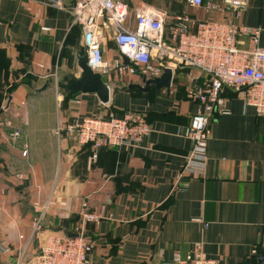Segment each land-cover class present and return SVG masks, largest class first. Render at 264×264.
<instances>
[{"label":"crops","instance_id":"obj_1","mask_svg":"<svg viewBox=\"0 0 264 264\" xmlns=\"http://www.w3.org/2000/svg\"><path fill=\"white\" fill-rule=\"evenodd\" d=\"M52 1L0 0V51L19 73L15 83L0 85V108L12 97L5 118L22 132L16 146L0 140V243L11 249L0 252V264L39 253L42 234L33 220L40 213L45 233L79 229L93 242L89 264H161L198 251L219 264H259L251 251L264 247V116L245 105L242 90L225 88L210 122L205 174L183 175L192 148L184 132L199 108L188 98L193 71L177 68L171 88L148 93L128 88L143 84L140 77L103 76L107 104L95 93L72 96L60 83L81 75L83 33L72 25L76 0ZM119 1L129 6L131 29L139 4L170 16H220L190 9L185 0ZM239 24L261 29L264 46V0H249ZM239 46L247 49V39ZM103 57H120L109 30ZM128 113H142L150 133L139 147L103 148L97 159L89 145L53 133L59 121ZM86 202L100 222L83 223Z\"/></svg>","mask_w":264,"mask_h":264},{"label":"built area","instance_id":"obj_2","mask_svg":"<svg viewBox=\"0 0 264 264\" xmlns=\"http://www.w3.org/2000/svg\"><path fill=\"white\" fill-rule=\"evenodd\" d=\"M62 6L60 1H52ZM188 8L204 13H219L218 19H202L183 11L170 16L160 9L139 4L133 12L134 29L129 28L131 12L128 4L119 0H76L71 11L72 25L82 29L83 42L88 50V64L102 76L119 78H159L165 68L173 73L177 68L190 69L191 85L188 98L199 104L197 113L184 134L192 142L186 158L183 175L201 177L208 162L211 138L210 122L221 102L225 88L242 90L246 106L264 116V46L261 29L239 24L249 0H185ZM171 21L169 37L166 26ZM111 31L120 57L105 61L103 45ZM44 31H49L45 28ZM247 39L248 48H240ZM128 59L126 64L124 59ZM9 107L0 108V140L16 146L22 137L20 129L13 128L5 118ZM228 111L223 110V113ZM12 129L11 132L8 130ZM54 135L74 137L93 150V159L103 148L139 147L150 133V125L142 113H128L122 118L85 117L71 123L58 122ZM28 153L27 147L23 156ZM83 223L100 222V217L82 205ZM35 234H42L39 253L32 259L14 264H89L93 242L77 230L78 238L67 233H45L43 215L33 220ZM10 247L0 243V252L9 254ZM252 256L264 255V247H254ZM161 264H219L203 252L182 256L179 253Z\"/></svg>","mask_w":264,"mask_h":264},{"label":"water","instance_id":"obj_3","mask_svg":"<svg viewBox=\"0 0 264 264\" xmlns=\"http://www.w3.org/2000/svg\"><path fill=\"white\" fill-rule=\"evenodd\" d=\"M128 64V59H124ZM78 66L81 69V75L79 78L66 79L60 83L65 91L76 96L82 93H95L103 104H107L110 101V87L104 81L101 73L94 71L88 64V50L84 48V51L77 56ZM173 82V71L170 68H165L164 73L159 78L143 79V84H132L129 89H137L141 92L148 93L152 87L157 90L169 89ZM12 97H9L7 106H9ZM70 238H78L76 233H67ZM259 264H264V255L255 256Z\"/></svg>","mask_w":264,"mask_h":264},{"label":"rangeland","instance_id":"obj_4","mask_svg":"<svg viewBox=\"0 0 264 264\" xmlns=\"http://www.w3.org/2000/svg\"><path fill=\"white\" fill-rule=\"evenodd\" d=\"M163 1L167 2V0H162V2ZM172 1L174 0H170L169 3H172ZM159 2H161V0H158V2H152V3L158 4ZM9 62H10V58L8 57V54L0 51V85L1 86L4 85L3 88H5L6 86L8 87L9 83L11 84L15 83V79L17 78V76H19V73L16 71L15 68H13L10 65Z\"/></svg>","mask_w":264,"mask_h":264}]
</instances>
